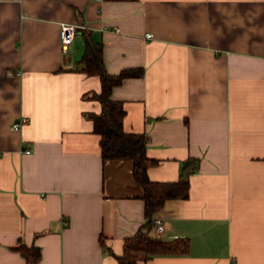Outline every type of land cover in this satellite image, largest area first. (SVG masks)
<instances>
[{"label":"crops","instance_id":"obj_1","mask_svg":"<svg viewBox=\"0 0 264 264\" xmlns=\"http://www.w3.org/2000/svg\"><path fill=\"white\" fill-rule=\"evenodd\" d=\"M62 23L80 26L66 52ZM85 31L109 74L142 71L112 99L150 179L190 182L151 232L189 253L137 264H264V0H0V264H27L20 243L39 264H118L146 221L132 162L102 158Z\"/></svg>","mask_w":264,"mask_h":264},{"label":"trees","instance_id":"obj_2","mask_svg":"<svg viewBox=\"0 0 264 264\" xmlns=\"http://www.w3.org/2000/svg\"><path fill=\"white\" fill-rule=\"evenodd\" d=\"M86 49L80 63L82 71L90 76H99L102 90L93 93L92 97L100 102L102 110L98 114H90L94 122V130L101 136V151L104 162L109 160H129L133 164V175L143 188L146 221L139 231L125 240L124 252L117 257L118 264H137L142 258L158 255H185L190 250L188 238H177L172 241L163 240L151 234L154 214L161 209L167 200L187 198L190 182L181 179L177 182H157L149 177L148 170L158 162L147 155L148 137L145 134L125 131L123 119L125 109L123 103L112 99V91L126 78L141 76L142 71H123L119 75H111L105 69L103 48L95 43L85 31ZM19 252L27 264H39L42 253L36 245L28 246L20 243L13 248Z\"/></svg>","mask_w":264,"mask_h":264},{"label":"built area","instance_id":"obj_3","mask_svg":"<svg viewBox=\"0 0 264 264\" xmlns=\"http://www.w3.org/2000/svg\"><path fill=\"white\" fill-rule=\"evenodd\" d=\"M80 26L77 24L62 23L60 29V38L63 46V50L66 52L70 45L73 43L75 36L78 33ZM152 35H148L151 37ZM26 117H21L17 122L13 124L14 129H21L24 124L27 122ZM152 227L155 228L158 232L164 230L163 222L160 218H154L152 221Z\"/></svg>","mask_w":264,"mask_h":264}]
</instances>
